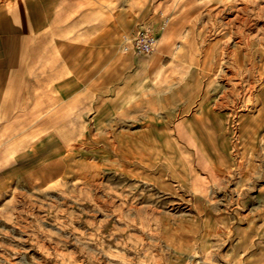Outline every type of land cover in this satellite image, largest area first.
I'll return each mask as SVG.
<instances>
[{
    "label": "rangeland",
    "instance_id": "374dc122",
    "mask_svg": "<svg viewBox=\"0 0 264 264\" xmlns=\"http://www.w3.org/2000/svg\"><path fill=\"white\" fill-rule=\"evenodd\" d=\"M0 5V264H264V0Z\"/></svg>",
    "mask_w": 264,
    "mask_h": 264
},
{
    "label": "built area",
    "instance_id": "2783aa9c",
    "mask_svg": "<svg viewBox=\"0 0 264 264\" xmlns=\"http://www.w3.org/2000/svg\"><path fill=\"white\" fill-rule=\"evenodd\" d=\"M160 29L165 30L170 24V17L161 12ZM158 35L150 27L139 28L133 36L124 39L123 48L126 52H135L138 55H151L157 49Z\"/></svg>",
    "mask_w": 264,
    "mask_h": 264
},
{
    "label": "crops",
    "instance_id": "0c3cea01",
    "mask_svg": "<svg viewBox=\"0 0 264 264\" xmlns=\"http://www.w3.org/2000/svg\"><path fill=\"white\" fill-rule=\"evenodd\" d=\"M2 8H3V7L0 5V13H1V9H2ZM157 19H158V18H157ZM159 20H160V23H159L158 25H157V24L154 25V22H146L145 24L140 25V26L138 27V29H139V28H142V27H150V28H152V29L156 32V34L158 35V38H159L160 33L164 32V31L169 27V26H168L165 30H161V29H160V24H161L162 18H160ZM169 25H170V24H169ZM138 29H137V30H138ZM137 30H136V31H137ZM136 31H135V33H136ZM135 33H134V34H135ZM157 47H158V46H157ZM128 53H129V54H134V55L136 54L135 52H128ZM137 55H138V54H137ZM140 56H145V55H140ZM0 65H2V60H1V59H0Z\"/></svg>",
    "mask_w": 264,
    "mask_h": 264
},
{
    "label": "bare ground",
    "instance_id": "6f19581e",
    "mask_svg": "<svg viewBox=\"0 0 264 264\" xmlns=\"http://www.w3.org/2000/svg\"><path fill=\"white\" fill-rule=\"evenodd\" d=\"M201 1V0H200ZM167 2V1H166ZM175 2V1H174ZM176 3V2H175ZM204 3V2H203ZM164 4H166V3H164ZM172 6H173V4H172ZM170 13V12H169ZM184 21V20H183ZM183 23V22H182ZM186 23H187V21H186ZM185 24V23H184ZM173 26V25H172ZM184 27V26H183ZM181 34V33H180ZM165 37V36H164ZM180 38V37H179ZM161 39V38H160ZM162 40V39H161ZM164 40V39H163ZM163 47V46H162ZM178 48V47H177ZM176 48V49H177ZM178 50V49H177ZM140 60V59H139ZM190 156V155H189ZM185 169V168H184ZM194 172V171H193ZM188 173V172H187ZM191 174V173H190ZM193 176V175H192ZM193 180V179H192ZM169 237V236H168ZM177 244V243H176Z\"/></svg>",
    "mask_w": 264,
    "mask_h": 264
}]
</instances>
